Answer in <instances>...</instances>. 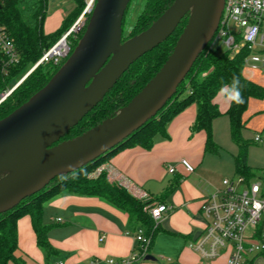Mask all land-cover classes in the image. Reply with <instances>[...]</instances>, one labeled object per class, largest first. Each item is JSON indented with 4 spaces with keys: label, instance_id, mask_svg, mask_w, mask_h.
Instances as JSON below:
<instances>
[{
    "label": "trees",
    "instance_id": "trees-1",
    "mask_svg": "<svg viewBox=\"0 0 264 264\" xmlns=\"http://www.w3.org/2000/svg\"><path fill=\"white\" fill-rule=\"evenodd\" d=\"M174 1L144 0L128 35H125V15L123 39L126 40L147 29ZM87 2L88 0H72L74 9L64 18L61 27L52 33H46L44 23L49 14L50 0H0V26L6 31L18 54V62L4 69V58L0 52V98L1 94L12 89L9 85L16 76L29 66L37 64L43 55L71 29V22L81 11H84ZM128 9L129 6L126 14ZM186 23L187 18L161 45L134 62L103 100L61 141L83 134L105 119L114 116L128 104L161 69L174 50ZM84 31L85 29L73 31L67 36L71 53L78 45ZM245 53L232 56L229 50L219 52L218 49L211 48L209 43L178 87L176 94L155 117L104 156L75 172L56 177L39 193L26 198L14 209L0 214V264H25L16 256V252L18 250V220L28 214L32 217L37 243L46 256L51 258L59 253L49 241L50 227L43 223V212L51 200L65 195L102 198L128 215L130 229L134 231L139 228L144 229L150 237L149 246H152L158 230V222H155L145 210V206L154 200L164 203V199L179 186L181 178H175L160 196L145 202L132 196L124 187L111 183L105 170L96 176L92 174L109 156L119 150L137 145L145 149L152 148L154 137L157 134L166 135L168 123L193 104L197 106V115L191 132L195 134L205 131V152L218 154L220 145L213 138V122L223 113L215 99L224 89L233 94L226 114L231 125V137L238 146V153L234 156L235 168L238 173L247 178L253 177V170L247 163L251 141L244 138L242 130L245 127L244 114L250 100L252 98L264 100V86L245 76ZM66 59L58 64L54 60L40 63L33 71L26 74L24 80L0 102V119L9 115L43 88ZM203 73L206 75L203 76Z\"/></svg>",
    "mask_w": 264,
    "mask_h": 264
},
{
    "label": "water",
    "instance_id": "water-1",
    "mask_svg": "<svg viewBox=\"0 0 264 264\" xmlns=\"http://www.w3.org/2000/svg\"><path fill=\"white\" fill-rule=\"evenodd\" d=\"M225 1L175 0L147 29L124 40L123 23L131 0H92V7L68 31H74L90 14L65 63L28 101L0 119V214L39 193L56 177L104 156L155 117L212 41ZM185 18L174 50L128 104L83 134L61 141L134 62L161 45ZM146 259L154 257L147 255Z\"/></svg>",
    "mask_w": 264,
    "mask_h": 264
},
{
    "label": "crops",
    "instance_id": "crops-1",
    "mask_svg": "<svg viewBox=\"0 0 264 264\" xmlns=\"http://www.w3.org/2000/svg\"><path fill=\"white\" fill-rule=\"evenodd\" d=\"M50 1V5H53L50 12L54 13L45 20L46 33L59 29L65 18L60 0ZM251 75H255L253 78L261 83L245 76L264 86V78L260 74ZM215 101L218 103L217 98ZM251 101H254L252 111L262 112L263 116L262 120L255 119L254 127L263 129L264 100L252 98ZM196 115L197 106L193 104L168 123L166 135L157 134L154 137L152 148L145 149L139 145L124 148L109 156L98 168L107 171L113 183H116L112 180L113 175L127 177L145 189L151 199L160 196L175 178H181L179 186L164 199V203L170 205L172 210L158 222L153 244L148 246L146 256L151 255L154 260L146 259L145 256L137 264H227L228 255L225 253L204 263L199 254L188 247L189 241L199 236L205 226L203 197L220 187L206 180V171L209 170L206 167V132H191ZM211 156L217 158V154ZM183 158L195 166V172H185L180 164ZM169 166L176 168L175 173H169ZM153 202L160 203L158 200ZM43 223L49 225V241L59 253L51 258L46 256L37 243L32 217L28 214L18 220L16 252V256L25 264H93L95 260L108 257L126 258L144 246L136 239L138 229L134 231L129 228L128 215L97 196L56 197L45 206ZM143 235L150 239L145 231ZM260 258L264 261V256H260L254 264Z\"/></svg>",
    "mask_w": 264,
    "mask_h": 264
},
{
    "label": "built area",
    "instance_id": "built-area-1",
    "mask_svg": "<svg viewBox=\"0 0 264 264\" xmlns=\"http://www.w3.org/2000/svg\"><path fill=\"white\" fill-rule=\"evenodd\" d=\"M68 35L67 32L56 43L57 47H52L37 64L50 60L58 64L68 58L71 53ZM210 43L213 49H217V43L222 44L232 56L246 52L245 67L264 77V0H226L219 27ZM0 52L4 58V69L18 62V54L1 26ZM8 92L1 94L0 101ZM262 139L258 135L254 140ZM180 164L186 173L195 172V166L188 159H181ZM102 170L98 169L99 172ZM168 171L173 174L176 168L169 166ZM112 180L135 198L150 202V194L127 177L113 175ZM145 210L155 222H159L172 207L166 203L150 202ZM202 214L205 219L204 229L188 243V247L199 254L202 262L209 263L225 253L228 255L227 264H254L255 259L264 253V175L247 178L238 174L235 179H223L222 186L203 197ZM143 231L139 228L136 235L137 241L143 243V249L133 251L126 258L108 257L95 260L93 264H137L146 256L150 244V239L144 237Z\"/></svg>",
    "mask_w": 264,
    "mask_h": 264
},
{
    "label": "rangeland",
    "instance_id": "rangeland-1",
    "mask_svg": "<svg viewBox=\"0 0 264 264\" xmlns=\"http://www.w3.org/2000/svg\"><path fill=\"white\" fill-rule=\"evenodd\" d=\"M91 2L92 0H88L85 9H87L90 4L92 7ZM143 2L144 0H132L130 2L129 9L126 14L125 35H128L130 27L134 24L137 14L140 11L141 4ZM50 4H51V1H50ZM52 6L50 5V10H49L50 15H53L54 13V12L53 13L50 12L52 9ZM60 6L64 9L65 17L68 14H70L74 9L72 0H60ZM83 12L84 11H81V13H79L77 17L71 22L72 27L79 20ZM89 17H90L89 13L85 15L81 19L80 23L76 26L74 31L76 32L78 30L80 31L84 30L86 26V24L84 25V22H86V20L89 19ZM82 25L84 26L82 27ZM63 36L61 38H63ZM215 48H217L219 52H222L225 50L224 46L220 43L219 44L217 43L215 45ZM35 66L36 64L29 66L21 74L16 76L11 81L9 86L11 88H14L15 86L17 87L19 81L22 78H24L26 74H29V72ZM244 72H245V75L250 76V78H253L255 76V75H251V73H255V72H252L251 70H249L248 67H245ZM253 79L260 82L256 78H253ZM231 96H232V92L227 94V89H224L216 97L223 115L215 119V121L213 122V138L215 142H217L220 145V150H219V153L217 154V158L211 156L212 155L211 153H208L207 158H206L207 159L206 167L209 168V170L206 171L207 173L206 180H208L209 182L217 183L219 186H222L223 179L225 178L235 179L237 178L238 174H240L236 171L235 161H234V156L237 155L238 153V146L231 137V125H230L229 117L226 114ZM253 105H254V101H251L248 105V109L246 113L244 114L245 127L243 128L242 132H243L244 138L246 140L251 141V145L249 146V149H248L247 163L253 170V176L260 177L264 175V128L259 129L254 126H256L255 119H257V121L262 120L263 116H262V112L252 111ZM258 135H261L263 137L262 141L254 140L255 137ZM99 173L100 172L96 170L94 171L92 175L96 176ZM256 263L264 264V261L263 259L260 258L256 261Z\"/></svg>",
    "mask_w": 264,
    "mask_h": 264
},
{
    "label": "clouds",
    "instance_id": "clouds-1",
    "mask_svg": "<svg viewBox=\"0 0 264 264\" xmlns=\"http://www.w3.org/2000/svg\"><path fill=\"white\" fill-rule=\"evenodd\" d=\"M239 94L237 93V96H238Z\"/></svg>",
    "mask_w": 264,
    "mask_h": 264
}]
</instances>
